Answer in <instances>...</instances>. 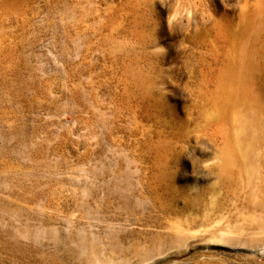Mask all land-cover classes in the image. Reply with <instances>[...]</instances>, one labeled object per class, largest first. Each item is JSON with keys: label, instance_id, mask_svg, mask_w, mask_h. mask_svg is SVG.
I'll use <instances>...</instances> for the list:
<instances>
[{"label": "rangeland", "instance_id": "374dc122", "mask_svg": "<svg viewBox=\"0 0 264 264\" xmlns=\"http://www.w3.org/2000/svg\"><path fill=\"white\" fill-rule=\"evenodd\" d=\"M0 264H264V0H0Z\"/></svg>", "mask_w": 264, "mask_h": 264}]
</instances>
